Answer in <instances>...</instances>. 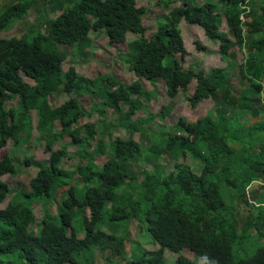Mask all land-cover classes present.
<instances>
[{
    "label": "trees",
    "instance_id": "trees-1",
    "mask_svg": "<svg viewBox=\"0 0 264 264\" xmlns=\"http://www.w3.org/2000/svg\"><path fill=\"white\" fill-rule=\"evenodd\" d=\"M2 1L0 264H94L87 254L98 250L113 252L107 264H169L168 252L176 257L174 264H196L186 257L188 253L204 264H264V246L251 258L234 259V251L247 237L264 242V202L251 204L247 195L253 184H264V119L247 128L240 123L248 115L257 119L264 114V103L257 98L264 81V0H180L175 7L169 0L164 3L167 22L149 37L143 23L148 10L139 7L138 0H55L52 3L61 13L49 20L46 32L33 28L41 33L31 40L28 24L20 36L1 34L26 18L34 0ZM183 20L218 43L222 58L233 47L246 50V67L240 73L254 92L233 95L223 71L212 70L206 76L194 63L183 66L187 53L180 29ZM222 20L226 34L219 29ZM93 32H103L112 43L123 42L129 33L139 36L125 56L137 77L134 83L125 85L113 75L91 80L80 77L73 67L63 70L68 54L58 46L88 47ZM158 79L165 82L171 99L184 92L191 107L206 99L215 101L218 109L195 122L180 119L172 133H149L155 143L143 147L134 134L140 132L146 140L143 126L164 119L165 108L161 115L132 118L154 96L143 80ZM64 93L76 97L53 107L50 99ZM84 93L100 97L129 137L100 140L92 153L82 152L88 163L77 168L81 180L60 195L58 191L67 186L61 168L63 150L51 152L47 161L34 162L38 172L28 191L12 190L1 178L17 174L16 162L10 155L2 156L1 149L11 139L20 144L23 134L30 137L31 111H36L37 129L48 133L43 138L50 142L57 138L55 127L74 145H88L96 138V125L81 123L87 113L77 98ZM15 100L14 107L10 103ZM107 150L111 153L99 170L93 157ZM190 158L192 165L182 162ZM140 159L154 168L138 169ZM55 200V214L47 212L37 221L35 205ZM241 216H245L242 227ZM133 220L147 226L158 247L131 261L130 246L132 252L135 245L142 246L129 242ZM112 222L116 229L129 226L123 235L110 233L104 227Z\"/></svg>",
    "mask_w": 264,
    "mask_h": 264
},
{
    "label": "rangeland",
    "instance_id": "rangeland-1",
    "mask_svg": "<svg viewBox=\"0 0 264 264\" xmlns=\"http://www.w3.org/2000/svg\"><path fill=\"white\" fill-rule=\"evenodd\" d=\"M53 1L55 0H34V6L29 11L26 18L22 19L19 23H16V25H12L9 31H5L1 34V37L10 38L26 33V24H28L27 29L29 31L35 28L39 29L42 33L46 32V26L49 23V20L56 18L61 13L58 9H56L55 4L52 3ZM78 1L79 0H75V3ZM167 1L169 0H138V6L146 7L148 10L143 20L144 26L147 28L145 37H149L153 34L158 25L167 22V12L164 9V3ZM172 1H174L171 5L173 7L181 4L180 0ZM199 1L202 2L201 0ZM3 4L4 2L0 0V6ZM72 6L73 5H71V7ZM180 29L182 31L184 46L187 51L182 61L185 68L190 67V65L194 63L195 66L201 69L206 76H208L212 70L223 71L224 75L227 77V81L231 84L233 95L241 96L244 93L254 92V90H251V84L246 78H243L240 73V70L246 67L245 63L248 57L246 50H239V48L233 47L228 51L226 57L222 58L219 54L218 43L210 41L200 27L191 25L183 20L180 23ZM219 29L222 33H228L223 20ZM40 31L32 30L30 35H28V39H33L41 33ZM90 38L91 45L85 48H81L78 45L58 46V50L68 54L66 61L63 63V70L65 72L73 67L80 77L91 80L101 78L105 75H113L125 85H131L137 80L135 74L129 70V64L125 59V56L129 53V44L139 38L137 34H127L125 40L121 43H112L103 32H93L91 33ZM254 55L255 54H253L252 57ZM178 57L182 59L180 55ZM262 59H264V57ZM25 80L31 85L36 84L31 79L25 78ZM143 83L145 85V89L148 92H152L154 96L149 103H146L141 110L135 113L132 120L137 121L139 119H144L149 115H161L164 108L166 113L164 119L155 118L151 123L143 126L146 132V140L142 139V134L140 132H136L134 134V139L137 142H140L143 147L151 146L155 143L153 138L149 136V133H160L163 131L172 133L171 127L179 122L180 119H186L188 122H195L200 117H207L217 112L218 108L213 100L205 99L196 108H194L191 107L187 94L184 92H180L175 99H171L167 95V87L162 79H158L154 83L143 80ZM262 86V94L257 98H260L264 103V81H262ZM193 91L194 89H191L189 96L193 94ZM74 97H76L75 93H64L59 96H53L50 99V103L53 107H59ZM77 100L83 110L87 113L82 118L81 123L95 124L98 132L96 138L91 140L88 145H74L69 141L70 138H68V136L62 138L60 135V128L55 127L54 133L57 135V138L53 142H50L48 139L43 138L48 135V133L41 132L37 129L38 117L36 111H31L32 127L30 137L27 139L25 138V134H23L24 137L20 144L16 145L15 141L11 139L8 141L7 146L1 149L2 156L10 155L16 162L17 174L15 176L5 175L1 178L4 182H7L10 185L12 190L28 191L31 179L34 178L38 172V168L34 162L47 161L50 159L51 152L63 150L64 156L61 168L65 174L63 180L67 182V186H64L58 191V195H60L62 192L68 190L74 182L81 180V176L77 173V168L88 163L87 158L81 157L82 152L85 151L86 153H92L96 149L100 140L109 143L110 140L116 138L127 139L129 137L127 129L118 127V117H115L112 114V109H106L102 106V99L100 97L84 93L83 96L78 97ZM10 104L15 107L17 100ZM90 113L92 114L91 117ZM263 119L264 114L257 119L248 115L241 119L240 123L247 128L249 125L256 124ZM258 151L260 150H256L255 152L258 153ZM110 153L111 151L107 150L105 155L97 154L93 157V163L96 168L99 170L103 168ZM27 161H30L29 165L26 163ZM191 161L192 159L190 158L189 160H183L182 162L186 164L191 163L192 165ZM140 162L141 159L136 165L138 169H140V165H144L143 162ZM144 167L145 169L151 170L154 168V164L149 163L144 165ZM247 195L251 204L254 203V200L256 202H264V184H253L248 189ZM9 199L2 205V207L7 205ZM44 204L46 203L35 205L34 208V214L39 222L43 219L47 212L55 214L58 201L55 200L48 205ZM244 219L245 216L238 218L240 221V227L243 226V222H245ZM76 224H78V219ZM113 225L114 222L108 223L104 229L106 231L109 230L110 233L117 232L119 235H123L129 226V224L126 223L119 229H116ZM146 228L147 226L142 225L137 220H133L129 226V242L142 243V246L135 245L133 247V252L132 246H130V254H128L127 257L131 261L139 259L146 250L153 251L158 247L155 245L150 233H147L145 230ZM263 246V241L254 238L249 239V237H247L234 251V259L236 261H241L251 258L255 251ZM170 254L171 253L168 252L167 262L169 264H174L176 257ZM110 256H113V252L111 250H107L105 252L98 250L93 254H87L88 259L93 261L94 264H107ZM186 257L196 264H204L190 253L186 254Z\"/></svg>",
    "mask_w": 264,
    "mask_h": 264
}]
</instances>
